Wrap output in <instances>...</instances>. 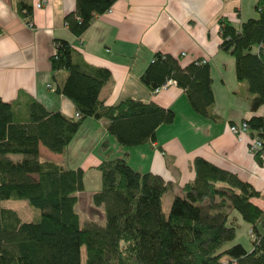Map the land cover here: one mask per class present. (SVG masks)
<instances>
[{
    "label": "trees",
    "instance_id": "trees-1",
    "mask_svg": "<svg viewBox=\"0 0 264 264\" xmlns=\"http://www.w3.org/2000/svg\"><path fill=\"white\" fill-rule=\"evenodd\" d=\"M116 1L75 0L64 25L80 38L93 19L108 12ZM12 6L32 26L31 2L13 0ZM254 10L257 16L237 27L218 20L219 49L232 58L235 80L244 83L252 96V111L264 103V61L254 51L264 42L263 0L257 1ZM54 46L51 71L67 73L57 93L74 104L79 118L49 112L30 101L26 119L15 121L14 105L0 98V203L25 200L39 211L37 221L21 222L14 211L0 205V264H81L82 247L85 264H222V257L228 264H264V235L257 230L263 225V213L250 203L257 192L199 158L193 162L194 181L173 198L167 215L163 213L167 183L134 171L125 157L104 159L97 168L101 185L92 195L93 206L103 211L104 223L80 227L77 193L83 191V171L41 160L40 145L62 154L84 121L93 118L107 120L106 130L120 147H137L153 142L156 130L171 124L175 115L171 109L130 98L105 106L99 94L110 80L109 71L76 57L67 40L55 39ZM200 61L182 68L179 59L156 53L139 81L150 92L175 82L192 109L204 116L213 98L208 66ZM245 122L248 136L264 146L263 119L252 116ZM101 147L105 149L106 144ZM231 213L250 226L248 253L239 245L224 249L235 234Z\"/></svg>",
    "mask_w": 264,
    "mask_h": 264
},
{
    "label": "crops",
    "instance_id": "crops-1",
    "mask_svg": "<svg viewBox=\"0 0 264 264\" xmlns=\"http://www.w3.org/2000/svg\"><path fill=\"white\" fill-rule=\"evenodd\" d=\"M29 1L34 7L32 26L17 15L13 0H0V98L14 105L15 121L26 119L30 101L68 118L76 113L74 104L57 93L67 73L51 71L49 58L55 51V39L72 43L76 57L87 65L109 71L110 80L99 94L105 106L130 98L171 109L175 115L171 124L156 130L153 142L137 147H120L106 130L107 120L93 118L84 121L72 140L77 141L85 131L92 139L90 151L73 149L72 141L62 154L40 145L41 160L65 170L83 171L77 212L84 218V225L104 223L102 209L92 204V195L101 185L97 168L104 159L125 157L134 171L161 178L170 186L163 197V203L170 207L182 187L194 181L193 162L199 158L235 175L257 192L250 203L263 213V225L257 230L264 235V158L257 160L250 154L247 137L237 141L228 131L230 125L252 116L264 121V103L255 111L250 109L252 96L244 83L235 80L232 58L219 49L218 31L219 19L237 27L254 18L258 0H117L108 12L93 19L80 38L73 36L63 22L64 16L74 11L75 0ZM37 4L42 5L38 8ZM156 53L179 59L182 68L206 61L213 103L204 116L192 109L186 93L175 82H167L155 92L140 83V76ZM104 143L107 151L101 147ZM73 158L75 164L68 163ZM231 218L238 228L248 231L249 238L238 237L235 232L232 243L224 249L239 245L250 252V226L236 213H231ZM227 261L221 258V262Z\"/></svg>",
    "mask_w": 264,
    "mask_h": 264
},
{
    "label": "rangeland",
    "instance_id": "rangeland-1",
    "mask_svg": "<svg viewBox=\"0 0 264 264\" xmlns=\"http://www.w3.org/2000/svg\"><path fill=\"white\" fill-rule=\"evenodd\" d=\"M254 14H255V16H254V18H255L257 16L256 11H254ZM255 50H256V48H254V51ZM82 127L83 126H81V128ZM81 128H80V130H81ZM80 130H79V132H80ZM79 132L77 133V135L79 134ZM76 136L74 137V139L76 138ZM72 143H73V147H72L73 149H79L80 151H83L84 148H88V151H90L92 149V139L90 138V136H88L87 133H85V131H83L81 133V135L77 141H72ZM105 150L107 151V149H105ZM112 150H113V148L110 146L109 151H112ZM112 156H114V155H112ZM71 157H73V156H71ZM11 158L13 160H17L20 157L19 156H12ZM112 158H117V157L114 156ZM77 159H78V161H80L81 157L80 158L77 157ZM68 163L75 164V158H73V160L72 159L68 160ZM181 195H182V193H181ZM163 204H164L163 205V213L165 215H167L169 212V204H166V201H164ZM0 205L2 208L14 211L17 214V216L19 217L21 222H34V221H37L39 218V211L32 208L31 206H29L28 202L25 200H6V201H2L0 203ZM83 222H84V218L81 217L80 218V227L81 228L84 227ZM235 232H236V235L238 237H242L243 239H246V240L249 238L248 231H245L243 229V227L238 228L236 226ZM231 243L232 242L228 243L227 246ZM250 246H251V243H250ZM80 259H81V264H85V248L84 247L81 248ZM222 264H228V263L222 262Z\"/></svg>",
    "mask_w": 264,
    "mask_h": 264
},
{
    "label": "built area",
    "instance_id": "built-area-1",
    "mask_svg": "<svg viewBox=\"0 0 264 264\" xmlns=\"http://www.w3.org/2000/svg\"><path fill=\"white\" fill-rule=\"evenodd\" d=\"M264 2V0H263ZM42 4H37L36 7H41ZM255 52L260 56V58L264 61V42L256 46ZM199 64H206L205 60H201ZM171 83L172 81H168ZM162 86L161 88L165 87ZM159 88V89H161ZM158 89V90H159ZM156 90V91H158ZM75 119L79 118V113H75L74 115ZM228 131L231 135H233L236 140L241 141L243 140L244 137H247V146H248V151L252 156L256 155L260 160L264 158V146L262 145V142L258 140L257 138H252L248 136V127L246 125L245 121H241L238 124L230 125L228 127ZM234 264V262L232 263Z\"/></svg>",
    "mask_w": 264,
    "mask_h": 264
}]
</instances>
